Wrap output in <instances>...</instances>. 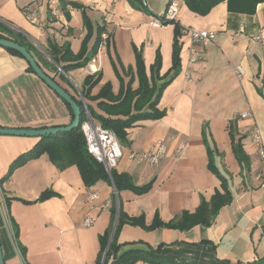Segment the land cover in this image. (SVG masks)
Returning <instances> with one entry per match:
<instances>
[{
    "label": "crops",
    "instance_id": "crops-1",
    "mask_svg": "<svg viewBox=\"0 0 264 264\" xmlns=\"http://www.w3.org/2000/svg\"><path fill=\"white\" fill-rule=\"evenodd\" d=\"M49 1L0 0V37L20 34L43 70L85 106L107 116L97 106L99 100L83 97L89 74L101 75L92 96L108 82L118 95L132 75V88L139 87L135 47L143 52L148 76L157 51L160 76L171 72L175 24H150L170 0H146L150 14L127 0H69L87 6L95 26L105 25L109 36L86 67L69 71L53 63L48 39L53 37L60 45L69 42L76 54L87 32L82 11L68 5V20L58 0L61 16L56 20L50 15ZM176 21L182 28L208 30L214 36L204 46L203 57L192 62L189 35L182 33L180 71L163 89L158 104L165 115L138 121L127 130L124 156L113 168L129 175L136 185L152 182L148 192H116L107 179L88 187L76 165L59 169L47 153L29 159L2 180L11 163L41 137L0 134V240L5 264H96L99 237L111 225L114 228L121 210L130 217L143 215L147 225L157 212L169 222L183 210L195 211L202 199L209 200L221 189L220 178L209 167L210 156L228 179L233 201L208 226L179 230L124 223L118 234L120 252L160 246L163 256L194 264H245L264 256V157L260 154L264 150V3L253 15L232 14L226 2L199 15L182 2ZM93 43L94 37L89 47ZM239 67L244 74L239 75ZM245 112L249 115L243 117ZM72 120L63 98L28 69L25 58L0 46V126L45 128ZM257 132L262 137L259 146L254 139ZM160 139H165L168 152L157 165L128 157L129 152L153 149ZM236 143L247 154L250 169L237 158ZM45 190L57 195L37 200ZM91 190L98 199H90ZM88 216L94 220L90 227L84 225Z\"/></svg>",
    "mask_w": 264,
    "mask_h": 264
},
{
    "label": "trees",
    "instance_id": "trees-1",
    "mask_svg": "<svg viewBox=\"0 0 264 264\" xmlns=\"http://www.w3.org/2000/svg\"><path fill=\"white\" fill-rule=\"evenodd\" d=\"M127 1L133 8L149 14L151 13L146 4V0ZM59 2L61 11H63L68 20L71 19L70 12L67 9L68 5L82 11L83 23L87 32L82 40L80 50L76 54L72 52L69 42H64L60 45L53 37L48 39L47 52L52 58L53 63L60 66L64 71L86 67L97 55L103 41L109 39V36L106 38H103L102 36V34L106 32V27L105 25L98 24L95 28L87 13V7L81 3L69 0H59ZM183 2L193 12L199 15L208 14L221 2L227 3L228 11L232 14L253 15L257 10L258 5L264 3V0H183ZM169 23L175 24V37L172 54L173 64L171 72L167 75L160 76L161 54L157 51L155 61L151 66V74L148 76L143 52L141 49L135 47L136 73L139 87L136 90L132 88L134 81V75H132L128 83L125 86L122 85L123 88L121 86L118 95L113 94L111 83L108 82L101 88L96 96H92V89L100 82L101 75H87L82 90L83 97L92 100H99L97 106L99 109L103 110L107 116L98 113L90 105L85 106L82 101L76 99L82 111L81 123L86 119V109H88L95 120L100 122L104 127L112 129L116 133L122 145H127L129 142L127 130L129 128L133 127L138 121L161 119L165 115V111L160 110L158 104L163 89L180 71V37L183 33V28L177 21L167 22L166 24ZM93 37L94 43L89 47V42ZM5 38H9L26 46L25 39L20 34H17V36L14 37L6 36ZM9 50L22 56L17 51ZM113 64L116 68V63L114 62ZM28 69L34 72L29 64ZM66 104L71 109L70 105L68 103ZM71 113L72 117H74L72 109ZM234 151L239 161L243 163V166L250 169L248 156L242 149L240 143L235 144ZM43 153H47L50 160L59 169H64L70 165H76L84 183L88 187L93 186L100 179H107L115 186L117 191L130 189L137 194H143L148 192L152 186V182L144 185H136L126 173H118L114 168H111L109 171L103 163L98 162L87 151L85 137L81 130V124L79 127L71 131L42 136L31 150L21 154L11 163L2 180L9 179L16 168L27 162L29 159L39 157ZM212 159V156H210L209 167L217 177L220 178L221 189H216L215 193L209 200L202 199L200 205L195 211L183 210L169 222L163 221L157 212L150 225L146 224L143 215L130 217L124 214L121 210L118 225L105 259H103V257L111 238L113 225L109 227L105 234L99 237L101 248L96 264H137L140 261L150 264H194L176 262L163 256L160 252V246L157 248L150 247L148 249L131 247L120 252L122 244L118 242V234L124 223L151 227L154 229L167 226L179 230H187L195 225H210L221 208L233 201V195L228 184V179L220 173L218 168L213 164ZM55 195H57V193L53 190H45L37 200H44ZM21 200L25 203L31 202L23 199ZM112 214H116V205L112 208ZM15 234H17L16 230ZM22 253L25 255V248H22ZM245 264H264V256Z\"/></svg>",
    "mask_w": 264,
    "mask_h": 264
},
{
    "label": "built area",
    "instance_id": "built-area-1",
    "mask_svg": "<svg viewBox=\"0 0 264 264\" xmlns=\"http://www.w3.org/2000/svg\"><path fill=\"white\" fill-rule=\"evenodd\" d=\"M183 0H170L166 10L159 16L154 17L150 24L153 26H161L167 22L176 21L179 12V7ZM49 9L52 18L59 20L61 12L59 9L58 0L49 1ZM183 33L189 35L191 41L190 47V61L195 62L203 57V48L213 39V32L208 30L197 29L194 27L183 28ZM106 38L105 33L102 34ZM239 75L244 74L243 68H238ZM249 113L242 114L243 117L248 116ZM81 130L85 137L87 151L98 161L103 163L108 170L115 167L124 156L123 146L119 141L116 133L109 128L104 127L100 122L96 121L89 110L86 109V119L81 123ZM256 145H260L262 140L261 133L254 134ZM168 146L165 139H160L156 142L153 149L144 152H129L130 159L139 161L146 160L150 165H157L160 160L167 154ZM260 154L264 157V150H260ZM116 191V190H115ZM117 192V191H116ZM90 199L95 200L99 198V194L90 191ZM93 218L88 216L84 220V225L90 227L93 224Z\"/></svg>",
    "mask_w": 264,
    "mask_h": 264
},
{
    "label": "water",
    "instance_id": "water-1",
    "mask_svg": "<svg viewBox=\"0 0 264 264\" xmlns=\"http://www.w3.org/2000/svg\"><path fill=\"white\" fill-rule=\"evenodd\" d=\"M0 46L5 48L17 51L25 58L29 66L34 70V72L53 90L55 91L63 100L68 103L73 111L74 117L70 124L64 126H51L45 128H15V127H1L0 126V134H8V135H21V136H34V137H42L45 135H53L61 132L71 131L81 124V107L78 104L77 100L73 95H71L65 88L60 86V84L48 75L43 68L39 65L36 58L33 54L28 50V48L14 40L9 38L0 37ZM60 67V66H59ZM61 68V67H60ZM110 171V170H109ZM114 186V185H113ZM114 189L116 190L115 186ZM117 191V190H116ZM119 206V205H118ZM119 209V208H118ZM119 212V211H118ZM119 221V213H117L115 225L113 228V232L107 246V249L104 253L103 259H105L107 255L108 248L113 239L114 233L116 231L117 225ZM0 264H5V259L3 255L1 240H0Z\"/></svg>",
    "mask_w": 264,
    "mask_h": 264
},
{
    "label": "rangeland",
    "instance_id": "rangeland-1",
    "mask_svg": "<svg viewBox=\"0 0 264 264\" xmlns=\"http://www.w3.org/2000/svg\"><path fill=\"white\" fill-rule=\"evenodd\" d=\"M86 7H87V6H86ZM48 9H49V8H48ZM87 11H88V13L90 14V12H89V11H90L89 8H87ZM49 12H50V9H49ZM50 15H51V13H50ZM90 16H91L92 22H93V24H94V26H95V24H96V23L94 22V21H95V17H94L93 15H91V14H90ZM95 28H96V26H95Z\"/></svg>",
    "mask_w": 264,
    "mask_h": 264
}]
</instances>
